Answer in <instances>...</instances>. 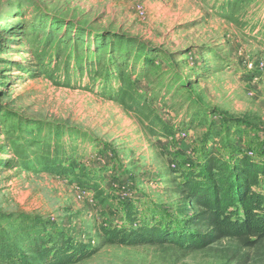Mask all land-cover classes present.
Masks as SVG:
<instances>
[{
    "label": "rangeland",
    "instance_id": "obj_1",
    "mask_svg": "<svg viewBox=\"0 0 264 264\" xmlns=\"http://www.w3.org/2000/svg\"><path fill=\"white\" fill-rule=\"evenodd\" d=\"M122 86L146 113L115 101ZM208 132L224 156H264V0H0V248L24 251L42 227L92 245L127 226V204L186 228L196 211L174 192ZM77 264H264V241L109 246Z\"/></svg>",
    "mask_w": 264,
    "mask_h": 264
},
{
    "label": "trees",
    "instance_id": "obj_2",
    "mask_svg": "<svg viewBox=\"0 0 264 264\" xmlns=\"http://www.w3.org/2000/svg\"><path fill=\"white\" fill-rule=\"evenodd\" d=\"M66 73L58 85L70 87ZM42 74L48 75L49 72ZM114 93L115 101L125 109L134 111L133 107L139 105L125 101L123 86ZM136 107V112H147L146 108ZM161 129H165L164 124H161ZM205 140L199 159L179 173V183L174 192L196 211L185 221L188 228L171 230L164 222L153 219L150 226L141 223L136 218V210L127 204L124 212L127 226H100L92 245L66 237L60 230H57V239L53 240L51 236H44L42 227L32 238H23L27 243L24 251L10 248L11 245L4 250L2 246L0 260L7 264H77L109 246L171 245L183 253H191L221 240H235L248 248L263 242L264 193L260 187L264 177V156L250 155V152L233 154L232 151L224 156L216 150L220 141L217 134L208 132ZM42 165L48 174L72 177L75 182L96 190V197L103 195L88 172H74L69 166H62L51 158L45 159ZM39 225L42 224H31L33 228Z\"/></svg>",
    "mask_w": 264,
    "mask_h": 264
},
{
    "label": "built area",
    "instance_id": "obj_3",
    "mask_svg": "<svg viewBox=\"0 0 264 264\" xmlns=\"http://www.w3.org/2000/svg\"><path fill=\"white\" fill-rule=\"evenodd\" d=\"M249 154H250V155H252V153H251V152H250Z\"/></svg>",
    "mask_w": 264,
    "mask_h": 264
}]
</instances>
